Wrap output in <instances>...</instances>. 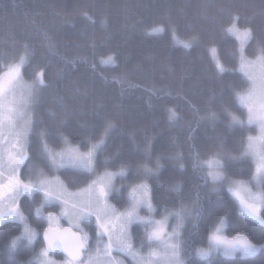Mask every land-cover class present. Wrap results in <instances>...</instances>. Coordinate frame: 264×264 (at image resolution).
Returning <instances> with one entry per match:
<instances>
[{"label": "trees", "instance_id": "1", "mask_svg": "<svg viewBox=\"0 0 264 264\" xmlns=\"http://www.w3.org/2000/svg\"><path fill=\"white\" fill-rule=\"evenodd\" d=\"M233 24L250 32L243 51L228 31ZM241 52L264 53V0H0V74L10 57L23 53L24 76L42 71L44 78L21 178L41 170L79 189L99 173H123L110 196L116 209H126L131 187L144 182L155 218L180 214L181 223L184 215L178 243L185 264H264V247L253 255L198 254L220 224L228 236L264 243V225L245 216L224 187L214 191L204 163L218 159L227 178L254 175L247 149L257 126L247 122L241 103L251 83L240 69ZM98 144L92 170L56 167L50 156ZM144 166L154 174L145 175ZM41 206L60 207L45 205L42 191L20 197L34 240L20 237L11 247L22 222L0 225V264H38L34 256L45 249L48 225ZM82 233L88 255L103 236L92 218ZM130 234L147 250L146 224L134 221Z\"/></svg>", "mask_w": 264, "mask_h": 264}, {"label": "rangeland", "instance_id": "2", "mask_svg": "<svg viewBox=\"0 0 264 264\" xmlns=\"http://www.w3.org/2000/svg\"><path fill=\"white\" fill-rule=\"evenodd\" d=\"M240 30V29H239ZM241 33H247L248 37L250 32L248 30H240ZM248 39V38H247ZM241 42V40L239 39ZM246 42V41H245ZM243 43V47H245L246 43ZM240 43V50H241ZM28 59L27 54L24 55L23 53L18 56H12L6 63L5 69L0 74V90H2V95L4 98L5 107L0 109V184L7 181L10 175H17L19 179L24 183L30 185V188L27 190L21 189H14L15 195H9L8 200H0V220L2 223L6 221H20L22 222L23 229L19 236L17 237H26L22 235L24 232L25 227L30 228L34 233V240L37 236L36 229L29 223L27 220L26 215L20 209V197L24 194H33L35 191H42L44 194V204H56L60 205L58 211L54 210H45L42 206L39 207L37 210L42 212L48 221L47 217L49 214H52L59 218V223L53 222L51 225L53 226H65L68 224L69 226L82 230L83 232V222L89 218L96 220V190L94 187L93 182L98 180L100 177H103L105 173L113 174L111 177V183L114 190V183L117 177L120 174L110 172H103L97 174L89 184L86 186L79 188V189H71L69 188L66 183L57 175H50L47 173L42 172L41 170H35L33 174L26 180H23L20 176L21 167L25 163L28 158V151L27 146L29 144L31 132L34 127V117L35 112L34 108L36 103L40 98V91L41 87L44 84V78L42 75V71L39 72L33 79H29L24 76L23 68ZM15 65H20V72L18 77H9L5 75L10 67ZM240 69L250 78L251 83L247 90L243 92L241 103L247 108L248 110V119L247 122L251 125L257 126V133L252 135L248 141V149H247V156H249L254 164H255V172L251 179H233L227 178L225 172L221 169V171L225 174V179L218 184H215L217 189L225 188L228 184L232 181H240L243 182L244 187L251 188V190L255 192H259L261 196H264L263 192V184H264V171L258 175L256 173L257 164L260 162L261 158L264 157V132L261 131V125H264V60L260 58V56L250 58L241 52V64ZM43 80V84H40L39 81ZM9 101L12 103L9 104ZM11 107L14 109L12 113L8 111V108ZM19 114H22L19 115ZM9 116L12 117L13 123L9 122ZM25 121H30L27 133L25 135ZM74 148H64L59 151H53L50 155L56 167L60 166H70L76 168H82L85 170H92L95 168V156L89 165L86 159L83 160H76L70 158L68 155V150ZM81 156H86L88 151H81L75 150ZM21 156L24 157L23 160L17 165L16 160H18ZM55 157V159H53ZM41 181H44L43 188H41ZM144 182L135 184L130 189V197L132 188L137 187ZM112 190V192H113ZM45 191L52 193V197H46ZM110 193V196L112 194ZM235 200L239 203V207L241 212L245 214V210L240 204L239 199H237L231 192H229ZM10 194V192H9ZM110 196L108 198V203L110 206L114 207L110 200ZM2 198V197H0ZM66 201V203H65ZM131 203V200H130ZM129 203V205H130ZM12 207H17L19 215H9L10 209ZM116 208V207H114ZM146 210L143 212L140 210L139 216L142 219H138L135 221H141L142 223L146 224L144 221L146 220H155V221H163V227L166 232V239L170 237L168 240L169 243H178L180 241V234L182 235L184 226V215L183 221L180 223V214L177 215H170L165 214L160 218H155L153 215V211L149 212V210L144 207ZM143 208V209H144ZM155 210V207L153 206ZM119 210V211H125ZM67 212L68 215L64 216L63 213ZM263 208L261 209V218L263 216ZM251 218V217H249ZM253 219V218H251ZM111 220V216H104L102 219V223L108 224ZM178 220V221H177ZM255 220V219H253ZM175 221V222H174ZM257 221V220H256ZM49 223V221H48ZM115 224V221H113ZM183 224V226H182ZM132 225V224H131ZM129 226V232L130 227ZM149 229L150 233L155 229V225L153 224H146ZM98 228V227H97ZM219 233L221 237L227 239H234L237 236H245L243 234H237L234 236H228L224 231V225H219ZM174 231H178L179 235L174 236L172 233ZM98 232L103 236L101 242L92 249L89 254L85 258V264H144L146 261H151V264H166V259L164 257V252L166 251L165 245L163 241L151 240L148 238L147 250L143 249V244L141 242L136 243L130 234V237H124L125 244H121L119 246L113 245L111 249L108 248V236L102 234V230L98 228ZM216 233L213 231L208 236V245L202 247L201 249H212L211 255L218 251H222L226 254L232 255L235 253H241L243 255H253L257 253L262 247L258 248L257 251L253 253L246 254L243 251L242 247H237L234 251L232 249L227 248L225 245H217L214 241L211 240L212 234ZM116 233L114 230L112 235L115 236ZM149 237V236H148ZM27 238V237H26ZM87 239V238H86ZM182 239V237H181ZM88 240V239H87ZM132 243V253H136L137 255L130 254L129 251L126 249L125 245L127 242ZM255 244V243H254ZM256 245H264L256 244ZM182 247V241H181ZM46 249H41L37 252L34 256V259L38 264H79V262H73L66 258H59L51 253L48 252V256L44 257L42 253ZM110 253V255H109ZM152 253H156V255H152ZM181 257H182V250H181ZM128 260H127V259ZM131 262V263H130Z\"/></svg>", "mask_w": 264, "mask_h": 264}, {"label": "snow or ice", "instance_id": "3", "mask_svg": "<svg viewBox=\"0 0 264 264\" xmlns=\"http://www.w3.org/2000/svg\"><path fill=\"white\" fill-rule=\"evenodd\" d=\"M157 32H163V28H159L156 30ZM232 34H236L238 39L242 42L241 51H243V43L247 40L248 34L247 33H241L238 28H236V25L233 24L231 28L228 30ZM152 34V33H150ZM174 41L176 40L175 34H173ZM177 44L180 46H183L184 48L191 47L188 43L178 42ZM213 52L215 50L213 49ZM261 59H264V53L261 54ZM217 68L220 72H223L224 69L221 65L217 64ZM20 72V65H15L13 67H10L8 72L5 74L9 77H18ZM40 84H43V80L41 79L39 81ZM12 102L9 101V104ZM5 107L4 104V98L2 95V90H0V109H3ZM8 111L12 113L14 109L11 107L8 108ZM22 116V114H19ZM175 113L172 112L170 119H174ZM9 122L13 123L12 117L9 116ZM30 121H25V135L27 133L28 127H29ZM111 125H109V128ZM261 131L264 132V125H261ZM108 134L107 130H105L104 135L106 136ZM103 144V140L100 142ZM100 147V145H93L92 149L88 151L86 156H81L78 153L75 152L73 149L68 150V155L70 158L76 159V160H83L86 159L88 164L90 165L94 156H95V150ZM24 157L21 156L18 160H16V164L18 165L21 160H23ZM55 159V157H53ZM207 164V167L209 171L207 172V176L212 181L213 184H218L219 182L223 181L225 179V174L223 171H221L223 164L221 161H219L216 158H212L208 161L204 162ZM143 171L145 175H151L154 174L152 172V169L148 168L147 166H144ZM264 171V157L261 158L260 162L257 164L256 167V173L260 175V173ZM123 175V173H120ZM113 174L111 173H105L103 177H100L98 180L94 181V187L96 190V220H97V227L102 230L103 235L108 236V248L111 249L112 246L115 244L117 246L121 244H125L124 237H130L129 232V226L138 219H142L139 216L140 210H142L144 207H146L149 212L154 211L151 199H152V190L149 187L148 184L144 183L137 187L132 188L131 192V203L126 208L125 211H119L118 209L112 207L108 203V198L110 196V193L113 190V186L111 183V177ZM8 188L10 190V195H15L14 189H21V190H27L30 188V185L24 184L15 173L13 175H10L8 178ZM41 188H43L44 181H41ZM4 185L0 184V192H2ZM219 189H214V191H218ZM226 190L228 192H231L237 199H239L241 206L245 210V214L249 217L257 220L260 224L264 225V218H261V209L264 208V196H261L259 192H253L251 188L244 187L243 182L240 181H232L230 184L227 185ZM46 197H52V193L45 191ZM66 203V201H65ZM9 215H19L17 207H12L10 209ZM64 216H67L68 213L65 211L63 213ZM111 216V220L108 222V224L102 223V219L104 216ZM179 215V214H177ZM49 221V227L46 232H44V238L48 240L49 243V249L53 247V245L57 242L49 238V233L53 232V228L51 224L53 222L59 223V218L49 214L47 217ZM113 221H115V224H113ZM146 224H153L155 225V229L150 233L149 239L151 240H157V241H163L166 251L164 252V257L166 259V264H185V261L181 258V244L180 243H169L168 239H166V232L163 227V221H155V220H146L144 221ZM0 225H2V220H0ZM113 230L118 233L117 235L113 236L112 232ZM56 231H60L59 228L56 229ZM64 232H72L71 228L63 229ZM219 228L216 229V233L212 234L211 240L214 241L217 245H225L227 248L232 249L233 251L239 246L243 248V251L248 253H253L258 250L260 247H264V245H256L251 240H249L246 236H237L234 239H227L224 237H221L218 235ZM22 235L26 236L29 241H31L35 235V233L28 227H25L24 232ZM73 235H76L73 233ZM174 236H178L179 232L174 231L172 233ZM80 239V244L78 246L79 250L75 254L68 249L67 247L65 250L68 252V255L73 258L80 257L79 264H85V259L83 257L86 256V250H87V242L84 240L83 237H78ZM20 239V237H13L10 243L11 247H15L17 241ZM60 243H63V241H59ZM126 249L129 251L130 254L137 255L136 253H132L133 245L130 242H127L125 245ZM212 249H198V254L201 257L207 258L211 255ZM42 255L44 257L48 256V250L46 249ZM110 255V253H109ZM152 255H156V253H152ZM144 264H151V261H146Z\"/></svg>", "mask_w": 264, "mask_h": 264}, {"label": "water", "instance_id": "4", "mask_svg": "<svg viewBox=\"0 0 264 264\" xmlns=\"http://www.w3.org/2000/svg\"><path fill=\"white\" fill-rule=\"evenodd\" d=\"M51 226L53 228V232L49 233V238L54 240V241H57L53 245L52 248L49 249L48 240H46L44 238V232H46L48 230L49 225H47L44 228L43 233H42L43 242H44L45 248L48 250V252L52 253V254H62V255H65L67 258H69L73 262H79L81 258L80 257H77V258L70 257L68 255V252L65 250V248L67 247L74 254L76 252H78V250H79L78 246L81 242L78 237H83L82 232L74 229L73 227H71L69 225H65L63 227L53 226V225H51ZM57 228H59L60 231H56ZM68 228L72 229L71 233L63 231V229H68ZM73 233H75L76 235H73ZM59 241H63V243H60ZM87 250H88V245H87ZM83 258H85V257H83Z\"/></svg>", "mask_w": 264, "mask_h": 264}, {"label": "flooded vegetation", "instance_id": "5", "mask_svg": "<svg viewBox=\"0 0 264 264\" xmlns=\"http://www.w3.org/2000/svg\"><path fill=\"white\" fill-rule=\"evenodd\" d=\"M1 182H3L2 185H4V187L2 189V192H0V197H2V198H0V200H8L9 195H10L9 194L10 190L7 186L8 182L7 181H1Z\"/></svg>", "mask_w": 264, "mask_h": 264}]
</instances>
